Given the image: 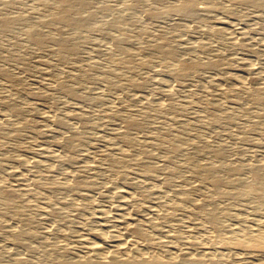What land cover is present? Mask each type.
I'll list each match as a JSON object with an SVG mask.
<instances>
[{"label":"rangeland","instance_id":"rangeland-1","mask_svg":"<svg viewBox=\"0 0 264 264\" xmlns=\"http://www.w3.org/2000/svg\"><path fill=\"white\" fill-rule=\"evenodd\" d=\"M5 1L0 22H25L0 28V194L15 201L0 195V264L84 260L92 245L194 264L233 246L237 264L238 231L264 230V0H193L190 12L174 10L184 0H93L75 8L94 12L79 28L58 22L56 0ZM32 23H47L42 44ZM253 173L262 186L245 196L237 179Z\"/></svg>","mask_w":264,"mask_h":264},{"label":"bare ground","instance_id":"bare-ground-1","mask_svg":"<svg viewBox=\"0 0 264 264\" xmlns=\"http://www.w3.org/2000/svg\"><path fill=\"white\" fill-rule=\"evenodd\" d=\"M51 1V0H50ZM58 2H60L63 6V11L60 13V15L58 16V22L60 23H63L64 25H74V27H82L84 25H86L88 22H90L93 17H94V12L93 11H86L87 13L85 15H82L81 17L80 16H77L76 13L74 14V11H75V8H83L84 10L85 9H90V6L92 5L93 3V0H56ZM55 1V3H57ZM48 2V1H47ZM46 2V4H47ZM14 3V0H6L5 1V4L9 7V5H13ZM253 3H256V1H253ZM45 4V3H44ZM94 4V3H93ZM48 5V4H47ZM5 6V5H4ZM49 6V5H48ZM192 6H193V0H184L182 3L178 4L177 6H175L174 10L176 11H180V12H190L191 9H192ZM59 7V6H58ZM195 7V6H194ZM193 7V8H194ZM195 10V9H194ZM149 11V10H148ZM147 11V12H148ZM16 12V11H15ZM158 12V11H157ZM59 13V12H58ZM194 13V12H193ZM124 14V13H123ZM149 16L151 17H155L157 16V13L154 11L152 12L151 10L147 13ZM19 15V14H18ZM13 16V15H12ZM15 16V15H14ZM57 16V15H56ZM77 16V17H76ZM127 18V17H126ZM26 19V18H25ZM55 19V18H54ZM56 20V19H55ZM25 20H23L21 17H9V18H6V19H3L1 22H0V28L3 29V30H7L10 29V28H13L14 26H17L18 25L20 26L21 24H24ZM29 22V21H28ZM34 22V21H33ZM48 23V22H47ZM45 23V24H47ZM52 23V22H51ZM54 23H57V22H54ZM45 24H36V25H33V23L31 25H29L25 31L26 33V36L27 38L31 39L32 41L38 43V44H42L43 43V30L45 28ZM59 25V24H58ZM22 26V25H21ZM24 26V25H23ZM61 26V24H60ZM54 27V26H53ZM52 27V28H53ZM60 28V27H59ZM76 29V28H75ZM54 30H57L56 28ZM1 31V30H0ZM60 32V31H59ZM55 33V32H54ZM57 34L59 33H56L55 36H57ZM25 36V35H24ZM54 36V35H53ZM52 37V36H51ZM47 38V37H46ZM46 38H44L46 41ZM50 38V37H49ZM67 38V37H66ZM48 39V38H47ZM53 40H54V37H53ZM56 43L58 44V47L61 48V49H66L68 48V43L66 42V39L61 37V34L58 35V37L56 38ZM54 42V41H53ZM70 45V44H69ZM71 46V45H70ZM202 46V44H201ZM197 47V46H196ZM200 47V46H198ZM70 50V49H69ZM72 50V48H71ZM76 50V48H75ZM70 52V51H68ZM73 53H75L74 51H72ZM64 53V52H63ZM60 54V53H59ZM62 54V53H61ZM174 54V53H173ZM165 55H168V54H165ZM172 55V54H171ZM193 63L195 61H192ZM205 65L206 62L204 61ZM213 63V62H212ZM145 64V63H143ZM200 64V63H199ZM180 65V64H179ZM209 65V63H208ZM180 66H183V65H180ZM197 66V64H188V65H185L184 67V73L187 72V70H192L194 71V68ZM130 67V66H129ZM132 67V65H131ZM136 68V67H135ZM178 68V67H177ZM131 69H134V68H131ZM130 69V70H131ZM162 69V68H161ZM182 69V68H181ZM179 69V70H181ZM104 70V69H103ZM171 70V69H170ZM169 70V71H170ZM178 70V69H177ZM183 70L181 71V73H183ZM105 71V70H104ZM172 71V70H171ZM113 72V71H112ZM176 72V70H175ZM173 72V75L175 74L177 76V73ZM180 73V72H179ZM113 75H114V72H113ZM172 75V74H171ZM107 76V75H106ZM111 76V75H110ZM174 76V77H176ZM105 77V76H104ZM172 78V77H171ZM170 78V79H171ZM106 79V78H105ZM162 81V80H161ZM167 82V81H166ZM170 83V82H169ZM168 84V83H167ZM257 84V83H256ZM262 86V85H261ZM264 86V85H263ZM65 88V87H64ZM63 88V89H64ZM66 89V88H65ZM73 95L75 96H78V94H76V92L72 91V90H69ZM251 92V91H250ZM257 92V93H256ZM255 92V96H254V100L257 101V102H264V87H262L261 89H259L258 91L256 90ZM80 95V94H79ZM150 99V98H148ZM82 100V99H81ZM147 100V99H146ZM149 101V100H148ZM147 101V102H148ZM151 101V100H150ZM149 101V103H150ZM256 102V103H257ZM154 103V102H153ZM152 104V102H151ZM149 104V105H151ZM163 104V103H162ZM260 104V103H259ZM154 105V104H153ZM151 105V106H153ZM170 105V104H169ZM166 106L167 108L170 106ZM171 106L172 103H171ZM149 108L147 109V112H149L150 114H153L152 110H154L152 107L148 106ZM165 107V108H166ZM146 108V107H144ZM158 108L162 109L161 107L158 106ZM164 108V107H163ZM166 108V109H167ZM167 109V110H170V109ZM158 109V110H160ZM172 109V108H171ZM166 110V111H167ZM161 111V110H160ZM10 112V111H9ZM162 112V111H161ZM247 113H250V112H247ZM259 113V111H258ZM74 114V113H73ZM117 115V114H116ZM115 115V117H116ZM154 115V114H153ZM255 115V114H254ZM258 115V114H257ZM148 116V115H147ZM255 117V116H253ZM259 117H261L263 120H264V112H261L259 113ZM216 117H213V121L214 120H217V118L215 119ZM254 119V118H252ZM212 119L208 120V121H211ZM257 120V119H255ZM262 120V121H263ZM56 121V120H55ZM57 125H65V121L63 119H60L59 121L56 122ZM59 123V124H58ZM264 123V122H263ZM262 123V124H263ZM138 122L136 121H128L127 123V127L132 128V127H137L138 125ZM189 124V123H188ZM59 125V126H60ZM264 125V124H263ZM132 126V127H131ZM186 126V125H185ZM67 128V127H66ZM128 129V128H127ZM165 131V130H164ZM125 134H127L125 132ZM160 135V134H159ZM150 136V135H149ZM163 139H165V141H163V143L165 142H169L170 140H174L175 136L176 135H171L170 133L168 132H163L162 135H160ZM160 136H157L159 137L158 139H160L161 137ZM155 137V139L157 138ZM152 138V137H151ZM161 138V139H162ZM153 139V138H152ZM149 140V139H148ZM167 140V141H166ZM147 141V140H146ZM152 141V140H151ZM151 141H149L151 143ZM145 143V140L144 142ZM159 143V142H158ZM154 144V143H153ZM167 144V143H166ZM151 145V144H150ZM157 145V144H155ZM165 145V144H164ZM59 146V145H58ZM162 146V145H160ZM111 151V150H110ZM125 151V150H123ZM180 150H177V151H174L175 153H178ZM48 152V151H47ZM127 152V151H126ZM128 153V152H127ZM41 154V153H40ZM121 155V154H119ZM125 155V153H124ZM122 156V155H121ZM127 156V154L125 155ZM35 158V157H34ZM121 158V157H120ZM124 157L122 156V159ZM105 159V158H104ZM121 159V160H122ZM127 159V157L125 158ZM124 160V159H123ZM165 161V160H164ZM38 164V163H37ZM42 164V163H41ZM60 164V163H59ZM254 164V163H253ZM252 164V167L253 169H255L256 167H254ZM262 165V164H261ZM219 166V165H218ZM248 166V165H247ZM260 166V165H259ZM222 167V166H220ZM240 167V166H238ZM251 167V166H250ZM241 168V167H240ZM239 168V169H240ZM251 170V168H250ZM74 173V172H73ZM113 173V172H112ZM204 173L205 175H212L213 173H215L213 170H204ZM76 174V173H75ZM75 174H74V177H75ZM69 175V174H68ZM73 176V175H72ZM71 177V176H70ZM76 178V177H75ZM79 178V177H78ZM76 178V179H78ZM43 179V178H42ZM45 179V178H44ZM72 181L73 183L72 184H67L70 187H74L75 183H77L78 181ZM212 182L214 184H220L221 182H224L221 178L219 177H216V176H213L212 178ZM71 180V179H70ZM238 184L240 185L241 188V191L243 192V194H245V196L249 195L248 193L251 192L253 189L255 188H260L262 186V182H261V179L260 177L256 174V173H253L249 179H243V178H238ZM35 182V181H34ZM37 182H39L37 180ZM43 182V181H42ZM70 182V181H69ZM33 185V184H32ZM35 185V184H34ZM33 185V186H34ZM40 185V184H39ZM2 186V185H0ZM4 188V185L2 186ZM35 187V186H34ZM44 187V186H43ZM30 188V187H29ZM32 188V187H31ZM49 189V187H47ZM21 189V188H20ZM20 189H18L20 191ZM46 189V188H45ZM51 189V187H50ZM54 189V188H53ZM15 190V189H14ZM17 190V191H18ZM22 190H25V189H22ZM21 190V191H22ZM47 190V189H46ZM15 192L18 193V192ZM30 191V190H29ZM32 191V190H31ZM186 191V190H185ZM0 192H1V188H0ZM14 191L12 190H9V189H4L2 191V197L3 199L5 200L6 202V205L10 207H12V205L15 203L14 199L12 198V193ZM44 192V190H43ZM42 192V193H43ZM26 193V192H25ZM30 193V192H29ZM34 193V192H33ZM0 194V195H1ZM14 194V193H13ZM19 195V193H18ZM31 195V194H30ZM41 195V194H40ZM37 196V194H36ZM1 197V198H2ZM48 203V202H47ZM46 203V205H48ZM5 205V206H6ZM48 207V206H47ZM51 211L49 210L48 212H52L53 209L52 207L54 208V206H52L51 204ZM7 208V207H6ZM49 208V207H48ZM56 208V207H55ZM50 209V208H49ZM46 211V210H44ZM127 216V215H126ZM244 225V224H243ZM242 225V226H243ZM247 226H243L237 233V236L234 238L235 239V242H234V246H236L237 248H240L241 252H235L236 254V258H235V261L237 262V264H264V230H262L260 227L258 228H254V227H250L248 226V224H245ZM241 226V225H239ZM261 226V225H260ZM257 227V226H256ZM263 227V225H262ZM130 229V228H129ZM214 229V228H213ZM218 229V228H217ZM221 229V228H220ZM238 229V228H237ZM130 231H132L137 238H141L142 239V230L140 231L139 230V227H135L134 225V228ZM217 231L216 229L214 230V232ZM219 231V230H218ZM219 233V232H218ZM217 233V234H218ZM145 235V234H144ZM135 242V241H134ZM138 242V241H137ZM141 243V242H140ZM90 245V244H89ZM88 245V246H89ZM87 246V245H86ZM122 246V245H121ZM213 251L216 252V255L215 257H210L208 260H205L199 264H228L226 261L227 259L231 258V248L230 247H233V246H224V248L222 247H213L211 246ZM210 248V247H209ZM208 248V249H209ZM205 249L207 248H204V251ZM211 249V250H212ZM234 249H236L234 247ZM87 250V249H86ZM89 253V257L87 255V258L84 260H75V261H72V262H68L66 263L64 260V262H60L61 264H194L196 262V260L198 259L197 255L196 256H188L189 258H187V256H184L183 257H180V256H176V258H172L173 256L175 257V255H173L172 257H170L171 259H168L167 257L165 256H162V255H158L156 256V253H155V256H150V257H142L140 254H139V251H138V248H134L132 246V249L131 247L128 248V247H120L119 246H115L113 248V250H106L102 247V246H94L92 245V247H90L88 250H87ZM163 251V250H162ZM189 251V250H188ZM99 254L101 252H104V254H102V260L101 261H96V255L95 254ZM160 252V251H159ZM185 252V251H184ZM203 252V251H202ZM208 252H210L208 250ZM164 253V252H163ZM183 253V252H181ZM180 253V254H181ZM165 254V253H164ZM176 254V253H175ZM184 254V253H183ZM148 256V255H147ZM100 257V259H101ZM186 257V258H185ZM178 258V259H177ZM180 258H183V260ZM82 259V258H81ZM177 259V260H175ZM185 259V260H184ZM232 259V258H231ZM59 263V264H60Z\"/></svg>","mask_w":264,"mask_h":264}]
</instances>
